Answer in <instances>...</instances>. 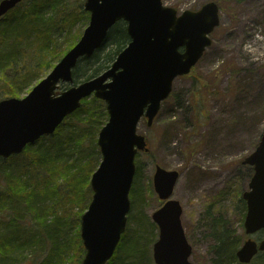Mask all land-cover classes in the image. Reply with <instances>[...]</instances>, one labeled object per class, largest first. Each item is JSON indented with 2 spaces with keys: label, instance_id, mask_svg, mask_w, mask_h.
<instances>
[{
  "label": "water",
  "instance_id": "water-1",
  "mask_svg": "<svg viewBox=\"0 0 264 264\" xmlns=\"http://www.w3.org/2000/svg\"><path fill=\"white\" fill-rule=\"evenodd\" d=\"M19 1L0 0V16ZM84 9L89 12L87 27L51 71L25 97L0 100V156L19 153L27 143L52 133L92 93L105 101L108 120L97 138L102 158L91 176L92 199L80 223L86 249L81 264H105L126 225L135 154L147 150L144 136L136 133L137 122L145 115L151 124L172 80L187 73L211 44L207 34L218 25L219 16L213 1L179 16L161 0H85ZM119 20L126 22L130 40L112 64L56 94L59 83L73 82L78 60L90 57ZM243 163L254 169L250 190L243 193L244 226L251 233L264 227V132ZM178 175L159 165L153 174L155 192L168 199L152 213L159 229L152 249L155 264H194L188 259L191 246L180 220L181 205L170 198ZM258 249L264 250V239L258 245L247 239L236 254L241 262H249Z\"/></svg>",
  "mask_w": 264,
  "mask_h": 264
},
{
  "label": "rangeland",
  "instance_id": "rangeland-1",
  "mask_svg": "<svg viewBox=\"0 0 264 264\" xmlns=\"http://www.w3.org/2000/svg\"><path fill=\"white\" fill-rule=\"evenodd\" d=\"M84 1L67 0L69 10L83 9ZM161 1L180 14L212 0ZM213 1L224 5L220 7V22L210 35L211 45L190 73L174 79L171 94L161 103L154 122L148 126L141 119L137 125L149 151H138L135 156L126 229L130 227L135 234L139 230L137 221H145L150 264H154L151 250L158 237L151 214L163 204L152 185L155 165L179 171L171 197L182 206L181 221L192 246L193 263L214 264L213 218L219 217L240 244L248 237L240 199L249 189L253 168L242 160L255 150L264 132V0ZM87 25L86 13L60 38L75 35L78 39ZM45 75L32 78L16 96H25ZM81 80L61 83L59 90ZM135 185L141 194L133 203ZM249 236L259 240L264 237V229Z\"/></svg>",
  "mask_w": 264,
  "mask_h": 264
},
{
  "label": "trees",
  "instance_id": "trees-1",
  "mask_svg": "<svg viewBox=\"0 0 264 264\" xmlns=\"http://www.w3.org/2000/svg\"><path fill=\"white\" fill-rule=\"evenodd\" d=\"M82 16L86 12L81 7L69 10L67 0H28L2 17L0 97L18 95L32 78L47 73L77 39L75 35L62 39L61 33ZM128 41L125 23L117 22L101 46L79 60L74 81L106 69ZM106 118L103 101L84 98L53 134L19 154L0 157V264H80L85 252L80 216L91 197L89 178L100 160L96 138ZM140 194L135 185L133 203ZM137 222L136 235L128 227L107 264H150L145 221ZM211 226L214 264H239L238 239L219 217L212 219ZM250 264H264V253Z\"/></svg>",
  "mask_w": 264,
  "mask_h": 264
}]
</instances>
